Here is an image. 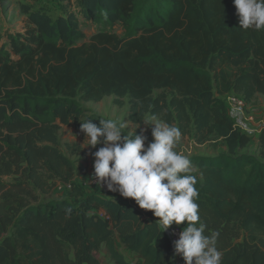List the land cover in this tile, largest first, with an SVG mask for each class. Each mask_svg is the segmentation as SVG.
Returning a JSON list of instances; mask_svg holds the SVG:
<instances>
[{"label":"trees","instance_id":"16d2710c","mask_svg":"<svg viewBox=\"0 0 264 264\" xmlns=\"http://www.w3.org/2000/svg\"><path fill=\"white\" fill-rule=\"evenodd\" d=\"M54 8L22 5L24 32L0 44V264H100L102 246L115 264H131L116 238L135 264H184L150 211L73 184L58 131L94 121L81 103L107 96L118 107L128 97L132 123L149 114L175 121L182 135L191 127L199 145L221 141L223 152L189 157L199 222L205 235L217 234L221 264H264V128L259 156L243 152L250 137L225 102L264 96V29L240 28L233 0H69ZM82 24L96 28L87 41ZM115 25L122 35L107 30ZM157 90L166 93L152 97ZM60 183L74 187L69 197L38 201Z\"/></svg>","mask_w":264,"mask_h":264},{"label":"clouds","instance_id":"9594fccd","mask_svg":"<svg viewBox=\"0 0 264 264\" xmlns=\"http://www.w3.org/2000/svg\"><path fill=\"white\" fill-rule=\"evenodd\" d=\"M233 4L240 28L264 29V0H233ZM92 121L80 123L86 147L103 145L91 153L94 163L90 183L94 181L99 187L134 200L140 209L158 218L156 223L162 232L173 224L184 223L173 243L174 256L180 255L184 264H221L222 254L215 247L217 234L205 235L204 225L199 222V193L197 178L191 174L192 162L176 150L182 137L179 127L156 121L144 124L139 134L134 131L125 135L126 122L101 119L97 125ZM148 128L150 142L145 135Z\"/></svg>","mask_w":264,"mask_h":264},{"label":"rangeland","instance_id":"374dc122","mask_svg":"<svg viewBox=\"0 0 264 264\" xmlns=\"http://www.w3.org/2000/svg\"><path fill=\"white\" fill-rule=\"evenodd\" d=\"M67 1L69 0H0V44L6 41V36L8 32L9 33H16L17 31H18L17 33L24 32V27L26 25V16L21 12L22 5L29 4V5H33V7H38L42 4H47L53 10L55 9L54 6L58 2H67ZM55 15L56 13L53 14V17ZM81 30L86 35L85 41H87L88 38L95 33L96 28L93 25L82 24ZM107 30L119 36L122 35L123 33L119 25H115L110 28L107 27ZM79 43H81V41ZM163 93L166 92L163 90H157L153 93L152 97H155ZM231 96L240 97L239 95H231ZM167 99H169V96L167 97ZM128 100H129L128 97L122 98L121 99L122 104L119 107L114 105L113 96H107L103 98L101 102H97V103L85 102L81 104L83 105V107L89 110V113H86V117L92 115L94 117V122L99 123L98 120H101L103 118L104 119L114 118L113 120L126 122V128L124 129V134L131 135V133H133L134 131L136 134L137 130L133 128L130 124H128L126 120V115L124 116V111L126 113L128 109ZM246 105L248 108L246 114H253L256 117H260L264 112V96L256 95L249 102H246ZM229 114L231 115L233 121L237 123V120L235 118V115H237V113L231 112ZM150 121H151L150 119H147L146 124H149ZM171 124L177 126V123L175 121H172ZM248 127L251 129V131L247 133L248 136L250 137V144L243 152L255 156H259V147H260L259 136L264 126L261 124L250 123L248 124ZM191 134H192V128L190 127L189 133L186 135L190 137ZM74 135H76V131L74 130L64 129V131H58V136L60 137L61 141L67 140L69 136L74 137ZM188 143H189L188 139H184V140L181 139L176 146V150L187 155L188 157H191L192 155L195 154L213 156L225 150L224 146L219 140L207 142L200 145L197 144L196 142H195L196 144L193 143L192 145H188ZM86 146L87 144L85 142L83 146L65 147L64 145V147H60V149L64 154H68L69 158L73 162V166H74L73 184L75 185V188L82 189L85 193L101 194L98 188L92 185L88 180L89 176L93 173L94 160L91 153L95 152L100 147L96 146V148H88ZM78 161L85 163V165L81 168L80 165L82 164H78ZM2 180L4 182H8L11 181L12 178L3 177ZM73 191H74V187L73 189L70 190L68 186L62 185L60 183L53 186L50 189L49 193L41 194L38 201L43 202L47 200L67 198L69 197V195H71V193H73ZM117 243L120 245L118 241ZM116 249L120 254H122V256L127 262L131 264H135L139 261L134 254L128 252L124 248L120 247L121 251L118 248ZM96 258L98 259L100 264H115L110 259L104 246L100 248L99 252L96 254Z\"/></svg>","mask_w":264,"mask_h":264},{"label":"built area","instance_id":"2783aa9c","mask_svg":"<svg viewBox=\"0 0 264 264\" xmlns=\"http://www.w3.org/2000/svg\"><path fill=\"white\" fill-rule=\"evenodd\" d=\"M225 102H226V106L228 108L229 113L235 112V113H237V115L243 116V122H245V123H243V124L242 123H235V125L239 129H241V131H244L245 133H248L249 131H251V129L248 127V124H250V123L261 124L264 126V112L262 113V115L260 117H256L253 114H246V111L248 110L247 105H246V101H244L241 97H235V96L230 95V96L226 97ZM91 176H92V174L89 177H91ZM91 184L96 186L102 195H104L108 198H111V199L116 198L117 202L129 204L132 201V199H130V198L121 197L119 195V193H117V192H110L105 187H99V185L96 184L94 181ZM181 230H182L181 228H175V229H169L168 228L165 231L166 236L168 237L172 246H173L174 241L178 240L179 233Z\"/></svg>","mask_w":264,"mask_h":264},{"label":"crops","instance_id":"0c3cea01","mask_svg":"<svg viewBox=\"0 0 264 264\" xmlns=\"http://www.w3.org/2000/svg\"><path fill=\"white\" fill-rule=\"evenodd\" d=\"M71 2L73 1V0H70ZM18 32V31H17ZM114 98V97H113ZM102 101V100H101ZM100 101V102H101ZM86 103H97V102H86ZM83 106V105H82ZM85 108V107H84ZM87 109V108H86ZM128 110H129V104H128V109H127V112H128ZM127 112L125 113V111H124V116L126 115V120H127V122H128V124H130L133 128H135L136 130H137V132L139 133L140 132V130L142 129V128H144L145 126H144V124L145 125H148V124H146V120L147 119H150L151 121L149 122V124L150 123H154V122H156V121H161L159 118H157V117H155V121H153L152 120V116H150L149 114H146L145 115V117H144V119H143V121H142V123L141 124H136V123H132L131 121H129L128 120V118H127ZM100 118V117H99ZM235 118H236V120H237V123H245V122H243V116L242 115H236L235 116ZM104 119V118H103ZM114 119V118H113ZM94 122V121H93ZM95 124H98L99 125V123H97V122H95ZM139 126V127H138ZM138 127V128H137ZM64 129H68V130H74V131H76V135H74L75 137H68V139L67 140H64V141H61L60 140V137H59V141H60V145H61V147H64V145H65V147H79V146H83V143H84V139H85V137H84V134L80 131V130H77V129H75V128H73V127H70V126H61L60 127V129H59V131H64ZM145 135L148 137V139H149V142L151 141V139H152V137H151V129L150 128H148V130L145 132ZM248 135V134H247ZM181 139H188V141H189V143H188V145H192L193 143H195V141H194V139H193V137H192V135L190 136V137H188V135H182V137H181ZM196 144V143H195ZM194 144V145H195ZM98 147H102L103 145L102 144H98L97 145ZM66 155V157L72 162V160L69 158V156H68V154H65ZM195 155H197V154H195ZM193 156V155H192ZM73 163V162H72ZM78 164H82V165H80L81 166V168L85 165V163H82L81 161H78ZM114 200H116V198H113ZM117 201V200H116ZM120 203V202H119ZM117 241L119 242V240L116 238L115 240H114V245H115V247L116 248H118L120 251H121V249H120V247H122V245L120 246L118 243H117ZM120 243V242H119ZM123 248V247H122Z\"/></svg>","mask_w":264,"mask_h":264}]
</instances>
